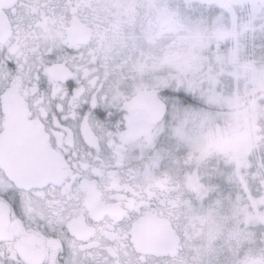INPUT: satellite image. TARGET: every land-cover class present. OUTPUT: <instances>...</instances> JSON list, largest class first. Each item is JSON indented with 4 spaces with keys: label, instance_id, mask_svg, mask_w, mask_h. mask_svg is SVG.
<instances>
[{
    "label": "flooded vegetation",
    "instance_id": "1",
    "mask_svg": "<svg viewBox=\"0 0 264 264\" xmlns=\"http://www.w3.org/2000/svg\"><path fill=\"white\" fill-rule=\"evenodd\" d=\"M197 1L71 0L73 10L63 13L55 30L81 48L90 84L102 89L101 102L123 111L127 128L120 131L118 123L117 131L93 137L100 143L95 175L74 186L70 200L58 188L31 203L41 211L45 196L60 201L59 211L73 216L81 242L105 246L129 243L113 229H122L135 211L131 244L149 264H264L252 232H243L239 193L222 195L202 171L184 164L169 137L171 125L192 116L191 104L179 110L161 91L194 96L177 76L188 74L194 43L207 39L192 30ZM149 97L155 99L142 104ZM155 102L166 110L157 124ZM18 115L24 117L21 107L14 109Z\"/></svg>",
    "mask_w": 264,
    "mask_h": 264
},
{
    "label": "snow or ice",
    "instance_id": "2",
    "mask_svg": "<svg viewBox=\"0 0 264 264\" xmlns=\"http://www.w3.org/2000/svg\"><path fill=\"white\" fill-rule=\"evenodd\" d=\"M70 10L71 0H0V161L13 156L17 162L12 174L0 166V264H149L131 244L135 211L122 229H113L129 243L105 246L81 242L73 216L59 211L60 201L45 196L41 211L31 203L58 188L70 200L73 187L95 175L100 143L93 137L117 131L118 123L120 131L127 128L123 111L101 102L102 89L90 84L81 48L55 30ZM252 41L264 47L254 36ZM161 95L170 104L197 103L183 90L163 89ZM14 101L31 128L15 119ZM46 150L60 161L62 178L25 173V162ZM236 174L264 189V130L247 156L236 159ZM213 178L226 182L222 171Z\"/></svg>",
    "mask_w": 264,
    "mask_h": 264
},
{
    "label": "crops",
    "instance_id": "3",
    "mask_svg": "<svg viewBox=\"0 0 264 264\" xmlns=\"http://www.w3.org/2000/svg\"><path fill=\"white\" fill-rule=\"evenodd\" d=\"M236 5L240 7L239 4ZM246 7L250 8L246 10L247 19L245 22L241 21L243 24H236L233 33L228 21L227 38L226 34L220 36L217 33L213 26L215 20L209 12L210 21L194 27V32L198 34L196 38L207 36L208 40L202 44L201 41L194 44L196 56L193 59L195 62L200 61L197 65L203 68L199 73L194 71L193 87L189 89V92L194 93L197 103L191 104V109L189 108L192 118L187 121L185 133L180 128L177 131L178 135L185 138L186 150H189L187 161L197 170L207 165L211 158L228 160V157L247 156L258 139V133L264 130V103L260 111L261 103L258 100L264 102V95L257 96L253 103L243 91L244 84L251 75L243 68H229L228 53L220 56L210 53L214 45H219L220 42L226 44L233 34L239 39L231 52L233 61L238 64L253 61L258 69V89L264 92V47H254L252 41L254 36L255 45H264V0H251ZM258 34L263 35L261 43L257 42L260 40ZM209 49L210 54L202 55ZM257 49L261 51L258 52ZM254 52L257 54H253ZM227 79H233L237 84L229 87ZM218 106L221 107L220 111ZM200 124L207 125L204 128L208 132L203 137L198 133ZM178 141L183 140L178 136Z\"/></svg>",
    "mask_w": 264,
    "mask_h": 264
},
{
    "label": "rangeland",
    "instance_id": "4",
    "mask_svg": "<svg viewBox=\"0 0 264 264\" xmlns=\"http://www.w3.org/2000/svg\"><path fill=\"white\" fill-rule=\"evenodd\" d=\"M209 1L210 0H205V1L200 0V1L195 2V4H193V5H196L197 7V8H194L196 9L194 12L198 16V20L195 22L194 26L192 27L193 31L196 25L201 26V22L203 24H206V21H210L208 12L209 14H211V17L215 20V23L213 26L216 29L217 33L220 36H223L226 34V38H227L226 26L228 24V21L230 23L232 33H233V30L236 24H239V22L242 23L246 21L247 19L246 15L248 12L246 10L250 9L249 7H246V6L249 5L251 0H233L234 2H232L231 0H224V2L223 0H220V2L217 0H211L210 2ZM214 2H217V4H219V8L215 6ZM233 4H239L240 7H238V9H235L233 7ZM259 5L261 6L262 3H259ZM211 8L212 9L214 8V10H212ZM203 17L205 18V20L203 19ZM258 37H260V40H258L257 42L261 43L263 41V35L258 34ZM241 39H244V38H241ZM207 40L208 38L207 39L205 38L204 40L201 39L200 40L201 44L202 42H206ZM238 40L239 39H236V37H234L233 34H231L230 37L227 39L226 44H224L223 42H220L219 45H214V47L211 48V51L210 49L206 50L204 52V55L211 53V54L220 56L221 54L230 52L232 51L233 47L238 42ZM256 51L260 52L261 50L257 49ZM194 56H196V52H194V54L187 57L188 59L186 60L187 63H185V65H188L189 66L188 68H190L187 72L188 74H184V72H179L177 76L178 83H181L184 85L187 84L188 87L190 88L193 87V83H194V78H193L194 71H198L199 73L201 72V69H203L197 65V63H200V61H196V62L194 61L193 59ZM189 61H192V64H190L191 62L189 63ZM178 62L182 64L183 66V63L185 61H183L182 63L181 61H178ZM251 65H254V62L248 61L245 64L246 68H243V69H245L246 72L247 71L249 72L250 69L248 70V67H250ZM229 68L238 69L234 65L231 66L230 62H229ZM183 71H184V68H183ZM256 78L257 76L253 74V81L247 80L243 87L244 93L248 97L249 101L253 103L257 96L260 97L264 95V92L259 91L257 84L254 82ZM226 81H227L226 84L229 87L237 84V82L233 79H227ZM180 90H183V89H180ZM258 100L261 103L259 105V109L261 111L262 104L264 102L261 99H258ZM183 106L184 105H180L178 103L179 110H181ZM190 106L191 105H189L188 108H190ZM220 108L221 107L218 106V111H220ZM177 116H178V111L176 112V117ZM191 118L192 116H190V118L189 117L183 118V119L178 118L179 120L177 119L178 121L174 125H171L170 131L172 132V136H169V137L170 139L172 138L173 143L175 144V148L177 152H179L180 154L179 158L182 159L184 157V161H185L184 164L190 169L194 171H202L207 181L210 183V185L216 187L217 190L222 195L226 193L234 194L236 191L239 193L240 198L238 200V206L242 214L241 221H242L243 232H252L253 237H254L255 247L258 249L259 253L264 252V189L258 190L255 184L251 182H248L247 184H245L242 182L241 178L236 174V159L238 157L237 158L228 157L227 158L228 160L226 159L221 160L220 158L219 159L211 158L208 161V164L204 165L203 168H201L200 170H197V168H193L192 165H190L189 162L187 161L188 159L186 156L189 154V150H186L185 138L182 137L180 134L178 135V131H177V128H180L185 133V130L187 128V121L190 120ZM204 127H207V125L200 124V127L198 128V133L202 137L206 135L205 132H208ZM178 136L183 141L179 142ZM251 150L252 149H250L249 152ZM243 157H246V156H243ZM239 158H242V157H239ZM217 171H222L225 174L226 182L223 180H217L213 178ZM241 171H243V169H241ZM217 185H219V187H217Z\"/></svg>",
    "mask_w": 264,
    "mask_h": 264
},
{
    "label": "water",
    "instance_id": "5",
    "mask_svg": "<svg viewBox=\"0 0 264 264\" xmlns=\"http://www.w3.org/2000/svg\"><path fill=\"white\" fill-rule=\"evenodd\" d=\"M156 98L158 99V97ZM154 99L155 98L149 97V98H144L141 101L142 104H145L147 106L149 100H154ZM14 104H16L14 105V109L20 108L19 103H14ZM154 104L155 105L158 104L157 106L158 109L156 110L158 114L156 117H154V122H153L154 124H157L163 119L166 110H165V105H163L162 103L155 102ZM14 117L17 120H20L25 128L32 127V125L26 120L25 117H22L21 115ZM49 153H51V150H46L43 155L39 157L33 156L27 162H25L23 166L25 173L28 175L42 173L50 177L60 176L62 173L60 162L54 153L53 154H49ZM0 162L3 167L10 170V174L14 173L17 169V162L13 156H8Z\"/></svg>",
    "mask_w": 264,
    "mask_h": 264
}]
</instances>
